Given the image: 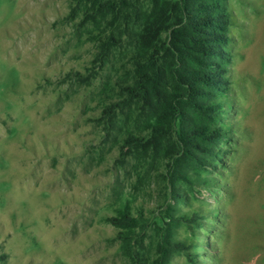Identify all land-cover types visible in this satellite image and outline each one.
<instances>
[{"label": "rangeland", "instance_id": "1", "mask_svg": "<svg viewBox=\"0 0 264 264\" xmlns=\"http://www.w3.org/2000/svg\"><path fill=\"white\" fill-rule=\"evenodd\" d=\"M68 4L0 0V264H130L104 221L129 181L92 121L98 79L71 77H85L93 50L65 20ZM228 8L232 138L211 191L191 201L209 229L177 227L174 239L191 248L167 264H264V0ZM156 196L152 186L137 194L146 219Z\"/></svg>", "mask_w": 264, "mask_h": 264}, {"label": "trees", "instance_id": "2", "mask_svg": "<svg viewBox=\"0 0 264 264\" xmlns=\"http://www.w3.org/2000/svg\"><path fill=\"white\" fill-rule=\"evenodd\" d=\"M68 2L65 20L93 50L85 77H71L86 84L98 79L99 113L92 121L116 147V170L129 181L128 191L116 189L114 214L104 221L117 230L130 264H167V256L191 248L174 239L177 227L209 229L208 214L190 208L191 201L198 190L211 191L212 169L226 158L222 145L232 138L224 119L228 0ZM150 186L157 200L146 219L137 194Z\"/></svg>", "mask_w": 264, "mask_h": 264}]
</instances>
